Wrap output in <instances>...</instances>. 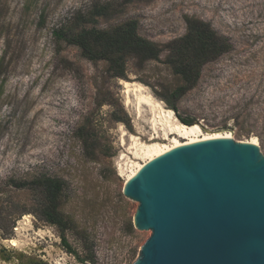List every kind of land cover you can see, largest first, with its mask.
Returning a JSON list of instances; mask_svg holds the SVG:
<instances>
[{"label": "rangeland", "instance_id": "rangeland-1", "mask_svg": "<svg viewBox=\"0 0 264 264\" xmlns=\"http://www.w3.org/2000/svg\"><path fill=\"white\" fill-rule=\"evenodd\" d=\"M94 5L111 16L86 27L135 20L140 36L162 46L183 36L192 18L231 48L178 98L173 91L183 83L164 64L165 52L143 65L128 58L125 79L109 78L105 62L54 35ZM0 66V264H133L151 232L133 227L138 203L122 189L130 164L140 162L135 153L152 142L147 124H157L158 144L187 140L163 135L160 124H173L168 111L178 124L198 126V138H255L264 155V0H0ZM140 95L162 106L156 121ZM82 124L86 143L77 134ZM36 178L64 182L59 212L70 220L74 254L56 226L31 214L35 191L10 184Z\"/></svg>", "mask_w": 264, "mask_h": 264}, {"label": "water", "instance_id": "water-1", "mask_svg": "<svg viewBox=\"0 0 264 264\" xmlns=\"http://www.w3.org/2000/svg\"><path fill=\"white\" fill-rule=\"evenodd\" d=\"M122 195L138 203L133 227L151 232L133 264H264L258 145L215 138L174 147L126 180Z\"/></svg>", "mask_w": 264, "mask_h": 264}, {"label": "trees", "instance_id": "trees-1", "mask_svg": "<svg viewBox=\"0 0 264 264\" xmlns=\"http://www.w3.org/2000/svg\"><path fill=\"white\" fill-rule=\"evenodd\" d=\"M126 2L130 0H125ZM110 16L107 6L94 5L86 15H75L70 22L72 25L55 31L54 35L76 46L87 60L94 63L105 62L106 74L113 79H125L124 66L128 58L143 65L148 61H158L160 55L165 52L164 64L183 83L173 91V95L177 98L197 84L202 66L216 60L231 48L227 39L218 35L208 23L192 18L185 19L186 32L183 36L162 46L140 36L135 20H128L106 29L86 27L93 24L98 17L110 18ZM163 100L170 109L176 111L175 105L169 99ZM181 122L191 125L184 119H181ZM84 129L85 126L82 124L77 134L83 143H86L87 132L84 133ZM10 184L19 190L35 191L38 198L35 210L31 214L41 221L56 226L59 229L63 248L68 253L74 254L65 235L66 230L70 229V220L59 212V199L64 182L54 178H36L21 183L11 181Z\"/></svg>", "mask_w": 264, "mask_h": 264}, {"label": "bare ground", "instance_id": "bare-ground-1", "mask_svg": "<svg viewBox=\"0 0 264 264\" xmlns=\"http://www.w3.org/2000/svg\"><path fill=\"white\" fill-rule=\"evenodd\" d=\"M123 83L127 88L130 87V85L127 82H123ZM139 90H140V88L136 87L135 91H139ZM139 104H142V105L147 107V109H148L147 113L149 115L153 116L155 121H156V118H158L159 114H161L160 112L162 111V106L151 104L144 97H142V98L139 97ZM168 116L171 117V120L173 119V124L167 125L165 122H164V124L163 123L160 124L162 127L163 135L166 136L169 134H173V135H176L178 137H181V138H184L187 140H185L184 142H178L176 140H173L171 145L158 144V143L154 142V139H156L155 134H158L157 130H159L157 124H155V123L147 124V125H150V130L152 131V134H153V137L150 138L152 142L148 145H144V146L141 145L143 147H142V151L140 154L137 152L135 153L134 159H138V160H140V162L134 163L132 165L130 164L128 174L126 173L127 174L126 180L130 179L146 162H148L149 160L169 151L170 149H172L174 147L184 145V144L193 143V142H197V141L208 140V139L231 138V136L228 133H215V134H210V135L207 134L206 136H203L202 138H198L197 133L200 132L198 126H195V125L194 126L193 125L192 126H184V125L178 124L175 121V119L171 116L170 111H168ZM139 117H142V115H139ZM161 121L162 120H160V122ZM245 142L255 144V145L257 144V141L255 140V138H251L249 140H246ZM9 243L12 246L15 245V241L13 239H10Z\"/></svg>", "mask_w": 264, "mask_h": 264}]
</instances>
